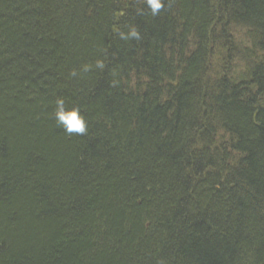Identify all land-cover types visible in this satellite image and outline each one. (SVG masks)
Masks as SVG:
<instances>
[{
  "label": "trees",
  "instance_id": "trees-1",
  "mask_svg": "<svg viewBox=\"0 0 264 264\" xmlns=\"http://www.w3.org/2000/svg\"><path fill=\"white\" fill-rule=\"evenodd\" d=\"M0 264H264V0H0Z\"/></svg>",
  "mask_w": 264,
  "mask_h": 264
},
{
  "label": "clouds",
  "instance_id": "clouds-1",
  "mask_svg": "<svg viewBox=\"0 0 264 264\" xmlns=\"http://www.w3.org/2000/svg\"><path fill=\"white\" fill-rule=\"evenodd\" d=\"M148 8L153 16L159 15L160 11L164 7V0H145ZM122 39H139V32L133 27L127 34L120 33ZM90 65H84L83 71L87 72L90 69ZM97 68H103V62H96ZM72 76H76L75 70L71 73ZM53 115L55 117L57 125L64 130V132L71 136H84L88 133V123L85 116L82 114L80 108L66 107L65 100L63 97H58L55 101V108L53 109Z\"/></svg>",
  "mask_w": 264,
  "mask_h": 264
},
{
  "label": "bare ground",
  "instance_id": "bare-ground-1",
  "mask_svg": "<svg viewBox=\"0 0 264 264\" xmlns=\"http://www.w3.org/2000/svg\"><path fill=\"white\" fill-rule=\"evenodd\" d=\"M227 25H228V28H226V31L228 32H230L233 36L234 35H237L238 34V32L240 31V30H244V29H249L252 33H255L256 31H255V29H253L248 23H242V22H240V21H228L227 22ZM228 29V30H227ZM251 42L252 43H254V45H255V42H254V40H251ZM255 47H257V48H261L258 44L257 45H255ZM262 50V49H261ZM215 61V60H214ZM217 62L218 63H216L215 62V65H211V66H213V67H210V69H208V71H207V76H206V80L207 81H211L212 80V74L214 73V72H216L217 70H218V68H215L214 66H218V65H220L221 64V62L222 61H220V60H217ZM220 63V64H219ZM226 64V63H225ZM236 65H237V63H235ZM223 67H226V65H223ZM226 71L223 69V71H221V73H225ZM209 74V75H208ZM220 79H222V77L220 76L219 77Z\"/></svg>",
  "mask_w": 264,
  "mask_h": 264
},
{
  "label": "rangeland",
  "instance_id": "rangeland-1",
  "mask_svg": "<svg viewBox=\"0 0 264 264\" xmlns=\"http://www.w3.org/2000/svg\"><path fill=\"white\" fill-rule=\"evenodd\" d=\"M244 33H246V31L244 30ZM235 38V37H234ZM244 39V37H243V35L242 34H239V36L238 37H236L235 38V41L236 42H238V43H244V42H242V40ZM221 51V50H220ZM222 52V51H221ZM235 52H236V54L239 52V49L237 48L236 50H235ZM221 59V60H220ZM211 60H216V63H218L217 62V60H220V61H224V59L222 58V56H220V55H216V52H214V55H213V57H212V59ZM230 68L232 67V65H228ZM228 66H227V68H228Z\"/></svg>",
  "mask_w": 264,
  "mask_h": 264
}]
</instances>
